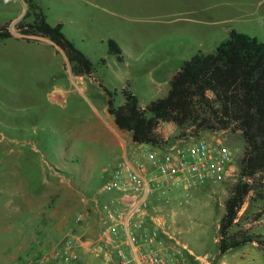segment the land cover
Wrapping results in <instances>:
<instances>
[{"label":"rangeland","instance_id":"obj_1","mask_svg":"<svg viewBox=\"0 0 264 264\" xmlns=\"http://www.w3.org/2000/svg\"><path fill=\"white\" fill-rule=\"evenodd\" d=\"M33 1L50 24H62L91 60L93 75L75 76L64 50L50 40L21 38L15 24L27 4L0 0V24L10 22L13 32L0 41V264L50 255L69 232L84 255L79 264H108L94 246L81 245L97 242L96 199L104 204L113 196L104 186L123 160L106 120L105 89L117 91L116 106L124 102V87L148 104L166 96L185 61L215 51L233 29L264 42V0ZM110 39L120 46L122 61L109 52ZM167 125L160 128L163 135ZM196 138L226 144L234 172L192 188L189 195L176 190L154 198L151 205L188 245L187 264H264V246L246 243L219 251V224L229 188L240 177L243 137L206 131L187 140ZM263 207L264 199L252 193L232 230L245 229L264 241V212L256 216ZM81 211L87 215L77 222Z\"/></svg>","mask_w":264,"mask_h":264},{"label":"trees","instance_id":"obj_2","mask_svg":"<svg viewBox=\"0 0 264 264\" xmlns=\"http://www.w3.org/2000/svg\"><path fill=\"white\" fill-rule=\"evenodd\" d=\"M28 8L15 24L26 40L49 39L63 49L75 76H92L93 64L64 34L61 23L52 25L39 4L24 0ZM13 36L10 22L0 24V41ZM109 52L122 61L118 43L109 40ZM105 61V59H103ZM107 110L121 130L132 133L133 142L163 147L176 138L200 136L204 131L239 132L245 141L240 177L229 188L225 214L219 224V251L224 254L246 243L264 241L245 229L233 231L239 211L252 193L264 199V42L232 30L213 52H199L184 62L170 80L166 96L142 106L128 87L124 102L115 104L117 91L105 89ZM173 123L177 137L164 136L160 128ZM264 207L257 213L260 217Z\"/></svg>","mask_w":264,"mask_h":264},{"label":"built area","instance_id":"obj_3","mask_svg":"<svg viewBox=\"0 0 264 264\" xmlns=\"http://www.w3.org/2000/svg\"><path fill=\"white\" fill-rule=\"evenodd\" d=\"M187 139L146 151L135 150L129 160L119 162L104 186L118 195L99 209L97 242L86 240L81 245L94 246L108 264H187L191 250L169 231L166 220L151 205L153 199L176 190L189 195L192 188L222 181L234 172L232 152L226 144ZM86 215L79 212L77 222ZM78 243L74 233L69 232L50 255L37 254L22 264H79Z\"/></svg>","mask_w":264,"mask_h":264},{"label":"crops","instance_id":"obj_4","mask_svg":"<svg viewBox=\"0 0 264 264\" xmlns=\"http://www.w3.org/2000/svg\"><path fill=\"white\" fill-rule=\"evenodd\" d=\"M45 39H47V38H45ZM47 40H49V39H47ZM141 105L145 106L146 103H143V104L141 103ZM106 120H107V123H108L112 133L117 138V144L119 146L120 154L122 155V159L123 160H129L132 157V155H133L135 150L146 151L148 149L154 148V146L149 145V144H137V143L133 142L132 133L129 132V131H125V130L119 129L117 127V125L115 124L114 117L110 113L106 116ZM166 124H168L165 127L168 130L167 129L164 130V135L166 137L170 136V134H171L170 132H173V133H178L179 132L178 128L175 125H173L171 123H166ZM205 132L206 131H204L203 133H205ZM203 133H202V135H203ZM214 133H218V132H214ZM169 143H173V141H170ZM117 195H118V193H113V196H117ZM113 196H111V197H113ZM111 197H109V198H111ZM96 205H97V210L99 212V225H100V223H101V221H100L101 215H100V210L99 209L102 206V201L100 202L98 199H96ZM155 206L153 205L154 209H155ZM250 243H252L253 245H259L258 242H256V241L250 242ZM259 246H261V245H259ZM96 255L100 256L99 254H96ZM100 257H103V256H100ZM80 260H84V255L80 257Z\"/></svg>","mask_w":264,"mask_h":264}]
</instances>
